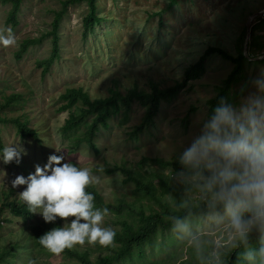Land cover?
Instances as JSON below:
<instances>
[{"label":"rangeland","instance_id":"rangeland-1","mask_svg":"<svg viewBox=\"0 0 264 264\" xmlns=\"http://www.w3.org/2000/svg\"><path fill=\"white\" fill-rule=\"evenodd\" d=\"M63 1L26 0L20 15L21 24L16 28L7 23L10 5L0 3V33L7 34L6 30L11 29L16 38L15 45L7 48L0 46V100L4 94L10 95L13 92L23 93L27 99L24 109L18 107L9 115L3 113V116L11 118L28 112L33 128L38 127L42 140L46 141L44 144L34 138L21 139L12 122L0 123V134L5 146L20 143L27 151L19 164L15 161L10 164L0 161V187L8 186L4 189L9 190L17 176L27 177L34 173L35 166L45 165L50 155H64L66 159L63 162L78 161L90 168L99 179L97 187L104 200H109L112 205L104 226L115 229L118 226L113 225V222L119 219L115 207L121 199L134 206L137 213L133 217L138 220L147 215L151 217L152 211L148 210L141 216L145 200L136 198L131 192L133 185L124 184L121 174L104 172V161H108V168L114 167L116 163L126 162L132 164L129 167L134 170L143 157H161L166 160L180 158L184 148L199 133L203 122L210 118L206 101L216 95L215 86L229 74L233 64L220 55L210 58L204 76L197 79L194 86L182 92L177 99L167 103L159 116L158 126L151 129L152 136L144 132L139 142L127 140L129 131L143 114L140 106L135 104V112L128 126H118L114 121L111 128L100 132L96 138L101 146L98 157H93L90 154L92 151L86 146L78 151H71L69 148L71 142L65 138L61 129L70 112L58 111L60 95L69 87L81 86L93 98L104 97L116 83L122 87L123 92L135 83L148 90L151 80L161 82L163 87L173 86L184 77L186 66L198 60L209 46L223 47L236 55L240 36L245 35V48L246 42L251 41L254 25L261 21L260 18H264V0H179L171 8H168L171 0H100L101 14L109 19L87 36L83 27V16L88 11L87 2L71 5L62 18L59 29L62 57L45 74L43 68L39 67V62L49 58L52 53L49 35L43 37V41L37 45L31 46L22 58L17 57V52L25 40L40 38L49 32L56 12L63 7ZM249 20L250 31L247 26ZM256 33L262 34L264 42V25ZM261 68H264V63L256 68L246 67V76L234 85L229 102L239 99L242 89ZM114 80H117L116 83ZM78 165L81 167V164ZM151 168L150 164L142 170L145 172ZM155 168L159 169L157 166ZM186 179L181 177L175 181L181 188ZM26 187L27 185H22L16 197H20L19 193ZM189 195L193 196L192 205H198L200 195ZM152 206L159 208L154 204ZM5 212L10 213L8 209ZM13 218L15 223L8 225L0 236L5 243L8 242L6 237L22 236V231L14 236L10 234L15 229L19 230L21 224L24 225L20 218ZM64 222L65 218L62 226ZM229 225L230 218L225 212L209 215L205 224H198L194 228L183 227L181 232H174L182 243L165 244V248L168 253L180 257L178 259L188 261L193 253L190 246L205 243L211 248L208 255V262L211 263L214 254L228 249V245L231 246L236 240L237 234H234V230L230 231ZM164 237L158 236L154 243L160 244ZM186 239L188 249L183 242ZM91 249L95 250L96 247ZM103 251L92 252L91 255L97 256H92L91 259H97ZM156 252L158 253L149 243L145 249L137 251V255L141 253L142 258L147 255V260L156 261L168 254L158 255ZM199 253L200 249L196 246V257ZM52 256L54 257L49 259L51 264L72 262L74 259L69 254L63 257H56L55 254ZM15 258L12 264H22L23 259L27 260V254L23 253L20 260L17 251ZM138 262L140 261H136Z\"/></svg>","mask_w":264,"mask_h":264},{"label":"trees","instance_id":"trees-1","mask_svg":"<svg viewBox=\"0 0 264 264\" xmlns=\"http://www.w3.org/2000/svg\"><path fill=\"white\" fill-rule=\"evenodd\" d=\"M83 1L87 2V13L83 16V27L86 36L89 32L93 33L100 28V25L106 18L101 14L100 0H64L63 7L57 11L52 22V27L48 33L43 34L40 38L33 40H25L21 48L17 52V57L22 58L30 47L37 45L43 41V37L49 35L51 39L52 53L49 58L39 62V67L43 68V73H48L53 64L62 57V44L59 29L62 25V18L66 14L69 6L79 5ZM179 0H171L168 8L173 7ZM0 3L10 5L8 10L7 23L14 28L21 24L20 15L24 9L26 0H0ZM166 8V9H168ZM162 13V12H160ZM262 17V16H261ZM257 24L253 27L252 38L249 43V55L251 58L260 57L264 54V42L262 34H257L256 30L264 25V18H260ZM163 23V22H161ZM245 35L240 36L237 48V54L234 55L230 51L219 46H209L201 57L192 62L185 68L184 77L181 81L173 86L163 87L161 82L151 80L150 88H140L137 83L133 84L122 91V87L116 83L109 88V94L104 97L93 98L83 87H69L59 97L60 106L59 112L69 111L70 116L61 132H63L66 139L71 143L68 145L71 151H78L82 146L88 147L92 152L93 157H98L101 154V146L96 142V138L103 129H109L112 122L116 121L118 126H128L135 112V104L140 106L143 114L137 123L129 131L128 141L139 142L144 132H148L152 136L151 129L158 126L157 122L159 116L162 115L167 103L173 99H177L179 95L194 86L197 79H201L207 71L208 60L214 56L220 55L223 59L233 64L232 70L223 79V81L215 86L216 95L208 98L206 103L208 105V115L213 114V110L218 106L221 99H231V91L234 85L242 81L246 76V67L252 66L254 68L264 63V59L250 60L245 55L244 48ZM2 93H4L2 91ZM27 103L23 93L4 94L3 99L0 100V123L12 122L17 128V134L22 139L34 138L39 142L43 136L41 130L33 128L32 119L28 112L18 114L15 117L3 116L11 114ZM187 124V120H185ZM5 147L3 138L0 134V150ZM73 164H84L78 161H72ZM104 172L109 174H121L124 184H132L131 192L140 201L145 200L141 216L145 215L148 210L152 211L151 217H142L140 220L133 217L137 213L134 206L125 199H121L119 204L115 207L116 215L119 219L115 220L114 224L119 226L115 229L116 237L113 245L109 247H99L104 250L97 259H91L93 256L91 250L84 253L83 248L74 246L71 249H65L56 257H63L69 254L74 257L72 262H65L60 264H250L247 258L248 252H258L261 247H264V230L253 229L249 232L247 240L245 241L238 232H236L231 223L229 229L234 230L236 235L235 242L229 246L228 249L219 250L218 253L212 256L213 261L208 262V255L211 250L210 245L205 243L195 244L200 249V253L195 255L196 246H190L193 253L188 261L184 258L178 259L174 253L169 252L165 248L166 245H173L175 243H182V241L174 235V232H181L183 227H193L198 224H205L207 217L214 214H222L224 212L222 206L212 207L211 193L204 189V180L201 174L195 170L184 167L180 163V158L173 157L165 159L161 157H143L137 163V168L131 170L133 167L126 162L119 163L108 168V161H104ZM152 166L148 171L142 169ZM158 167L157 170L155 167ZM181 177L187 178L180 188L175 181ZM177 183V184H176ZM179 186V187H177ZM8 186H1L0 190V236L3 235L4 229L15 223L18 217L20 221H24L18 228L11 231L12 236L19 234L22 231V236L6 237L7 243L0 238V264H12L16 259V252L19 253V258L26 252L27 260H22V264H51L49 259H52V253L42 247L39 243V238L57 227V222H45L38 214L32 213L29 206L21 200L17 195L16 188ZM199 194V204L192 205L193 196L189 194ZM189 195V196H188ZM94 204L98 208L107 207L111 210V203L109 200L101 199L98 190H94ZM152 202V203H151ZM152 204L159 206L155 208ZM6 209L10 213H6ZM12 215V216H11ZM131 218L136 219L131 220ZM119 223V225H117ZM141 223V224H140ZM18 224V223H17ZM16 224V226H17ZM26 225V226H25ZM194 228V227H193ZM180 235V233H178ZM158 236H165L161 239V243L157 242ZM189 238V237H188ZM136 240V241H135ZM188 249V239L183 240ZM151 243L152 248L156 254H167L162 259H153L150 261L146 257L137 255V251L143 250ZM195 243V242H194ZM191 245V244H190ZM136 248V249H135ZM47 254L50 256L48 257ZM64 254V255H63ZM47 259V263L41 258ZM138 258V260H136ZM146 259V260H145ZM145 260V261H141ZM178 260H181L178 262ZM136 261H140L136 263ZM149 261V262H148ZM190 262V263H189ZM255 264H264V257L257 255Z\"/></svg>","mask_w":264,"mask_h":264},{"label":"clouds","instance_id":"clouds-1","mask_svg":"<svg viewBox=\"0 0 264 264\" xmlns=\"http://www.w3.org/2000/svg\"><path fill=\"white\" fill-rule=\"evenodd\" d=\"M6 33H0V46L5 48L16 44L12 30ZM26 154L20 143L8 145L0 150V161L19 164ZM65 159L50 155L45 165L35 166L34 173L17 176L12 187H17V193L27 185L19 194L30 212L45 222H57V227L39 238L50 253L59 255L76 245L83 253L94 247L99 252V247L113 245L117 227H105L110 210L94 204L99 179L90 168ZM180 163L202 175L212 207L222 206L241 238L246 241L254 228L264 230V68L248 81L236 102L221 99L184 148ZM257 255L264 257V247L247 253L250 264H255Z\"/></svg>","mask_w":264,"mask_h":264},{"label":"water","instance_id":"water-1","mask_svg":"<svg viewBox=\"0 0 264 264\" xmlns=\"http://www.w3.org/2000/svg\"><path fill=\"white\" fill-rule=\"evenodd\" d=\"M264 12H262V14H263ZM247 26H248V30L250 31L251 30V28H250V20L248 21V24H247ZM249 40L246 42V46H245V55L249 58V59H251V60H260V59H264V55H262L261 57H256V58H251L250 57V55H249Z\"/></svg>","mask_w":264,"mask_h":264}]
</instances>
